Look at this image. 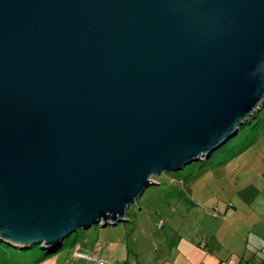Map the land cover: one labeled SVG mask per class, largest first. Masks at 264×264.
I'll use <instances>...</instances> for the list:
<instances>
[{
	"label": "water",
	"instance_id": "obj_1",
	"mask_svg": "<svg viewBox=\"0 0 264 264\" xmlns=\"http://www.w3.org/2000/svg\"><path fill=\"white\" fill-rule=\"evenodd\" d=\"M264 107V0H0V243L127 222Z\"/></svg>",
	"mask_w": 264,
	"mask_h": 264
},
{
	"label": "rangeland",
	"instance_id": "obj_2",
	"mask_svg": "<svg viewBox=\"0 0 264 264\" xmlns=\"http://www.w3.org/2000/svg\"><path fill=\"white\" fill-rule=\"evenodd\" d=\"M262 109L260 122L252 119V127L243 126L207 161L154 177L156 185L128 210L127 222L80 229L40 263L41 245L18 251L0 243V264H96L84 254L109 264H205L206 254L223 255L216 248L220 242L264 239L253 213L264 199L256 198L264 195Z\"/></svg>",
	"mask_w": 264,
	"mask_h": 264
},
{
	"label": "crops",
	"instance_id": "obj_3",
	"mask_svg": "<svg viewBox=\"0 0 264 264\" xmlns=\"http://www.w3.org/2000/svg\"><path fill=\"white\" fill-rule=\"evenodd\" d=\"M244 191H240L237 194L239 197H244ZM264 198L263 196H256V198ZM262 203L259 208L256 210V212L252 211L257 217L260 219L259 222L260 226L264 227V199L261 200ZM235 208V207H233ZM236 212L233 217H235ZM257 225V224H255ZM248 230V229H247ZM207 246V244H206ZM217 252L220 254V252H223V255H215L213 254L208 258L209 254H206V258L204 260L205 264H219L223 261H226L228 258L231 260H235L237 262H240L241 264H261L264 263V239H255L251 240L247 238L244 240H238L237 243L231 242V243H222L220 242L217 246ZM208 252V251H207ZM227 258V259H226ZM239 258V259H238ZM226 259V260H223Z\"/></svg>",
	"mask_w": 264,
	"mask_h": 264
},
{
	"label": "built area",
	"instance_id": "obj_4",
	"mask_svg": "<svg viewBox=\"0 0 264 264\" xmlns=\"http://www.w3.org/2000/svg\"><path fill=\"white\" fill-rule=\"evenodd\" d=\"M83 256L85 259L94 260L96 264H109L107 261L103 260L102 258H92L85 254ZM219 264H241V263L230 259L229 261L221 262Z\"/></svg>",
	"mask_w": 264,
	"mask_h": 264
},
{
	"label": "trees",
	"instance_id": "obj_5",
	"mask_svg": "<svg viewBox=\"0 0 264 264\" xmlns=\"http://www.w3.org/2000/svg\"><path fill=\"white\" fill-rule=\"evenodd\" d=\"M262 111H264V107H263V109H262ZM252 119H254V120H259L258 122H260V118H259V115L257 116V118H256V116L254 117V118H252ZM251 119V120H252ZM254 120L249 124L251 127H252V124L254 123ZM248 125V124H247ZM258 125V124H257ZM246 126V125H245ZM254 128H256V125L255 126H253ZM240 132V131H239ZM240 153V152H239ZM128 216V215H127ZM71 237V236H70ZM69 237V238H70ZM68 238V239H69ZM44 252H45V254H44V257L43 258H41L40 260H39V263L43 260V259H46V258H48V257H50L53 253H51V252H46L45 250H43ZM261 264H264V263H261Z\"/></svg>",
	"mask_w": 264,
	"mask_h": 264
}]
</instances>
